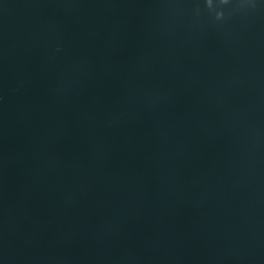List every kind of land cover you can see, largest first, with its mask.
<instances>
[{
	"label": "water",
	"instance_id": "water-1",
	"mask_svg": "<svg viewBox=\"0 0 264 264\" xmlns=\"http://www.w3.org/2000/svg\"><path fill=\"white\" fill-rule=\"evenodd\" d=\"M0 264H264V0H0Z\"/></svg>",
	"mask_w": 264,
	"mask_h": 264
},
{
	"label": "clouds",
	"instance_id": "clouds-1",
	"mask_svg": "<svg viewBox=\"0 0 264 264\" xmlns=\"http://www.w3.org/2000/svg\"><path fill=\"white\" fill-rule=\"evenodd\" d=\"M221 2H222V3H226L227 0H221ZM223 16H224V13H219V14L216 15V19H217V20H220V19L223 18Z\"/></svg>",
	"mask_w": 264,
	"mask_h": 264
}]
</instances>
